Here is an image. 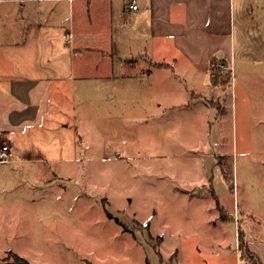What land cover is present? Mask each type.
<instances>
[{"label":"rangeland","instance_id":"rangeland-1","mask_svg":"<svg viewBox=\"0 0 264 264\" xmlns=\"http://www.w3.org/2000/svg\"><path fill=\"white\" fill-rule=\"evenodd\" d=\"M256 4L258 34L237 33L206 97L186 94L182 69L160 88L95 87L80 95L83 139L48 143L62 158L0 164V264H161L158 250L163 264H262L238 244L264 259V57L244 55L264 56Z\"/></svg>","mask_w":264,"mask_h":264},{"label":"crops","instance_id":"crops-1","mask_svg":"<svg viewBox=\"0 0 264 264\" xmlns=\"http://www.w3.org/2000/svg\"><path fill=\"white\" fill-rule=\"evenodd\" d=\"M14 1L18 6L11 12L0 0V145L10 146L13 160L0 164L25 168L62 158L65 146L52 151L48 143L66 140L67 129H74L68 134L77 144L82 138L77 129L80 95L95 87L103 85L108 92L114 82L134 80L160 88L174 85L182 69L186 94L206 97L203 87H218L211 80L213 64L223 62L232 72L237 33L250 36L254 29L258 34L254 4H264L135 0L133 8L131 0ZM249 49L244 47L245 57L263 59L254 47Z\"/></svg>","mask_w":264,"mask_h":264},{"label":"trees","instance_id":"trees-1","mask_svg":"<svg viewBox=\"0 0 264 264\" xmlns=\"http://www.w3.org/2000/svg\"><path fill=\"white\" fill-rule=\"evenodd\" d=\"M212 195H213V197L217 200V205L219 206V200L217 199V194H216V192H215V190H214V188L212 189ZM108 212V211H107ZM109 213V212H108ZM146 227H148V226H146ZM241 232H239V234H238V240H239V245L241 246L242 245V241H243V246H245V249L247 250V253H248V255L249 256H253V257H255V255L250 251V249L248 248V246H247V244L245 243V241L243 240V239H241V234H240ZM159 238H160V236H158V241H159ZM241 243V244H240ZM157 253H158V255H159V257H160V262H161V264H163V262H162V255H161V252L158 250L157 251ZM14 259H15V262H16V264H34V263H31L30 261H28L26 258H24L23 256H21V255H19L18 253L16 254H14ZM257 259V258H256ZM258 261H259V259H257Z\"/></svg>","mask_w":264,"mask_h":264},{"label":"built area","instance_id":"built-area-1","mask_svg":"<svg viewBox=\"0 0 264 264\" xmlns=\"http://www.w3.org/2000/svg\"><path fill=\"white\" fill-rule=\"evenodd\" d=\"M32 1H40V0H32ZM131 7L137 8V4L135 0H131ZM71 36L70 34H68ZM223 67H227V65L222 64ZM0 161L2 162H13L11 155H10V146L7 143H3L0 145Z\"/></svg>","mask_w":264,"mask_h":264}]
</instances>
